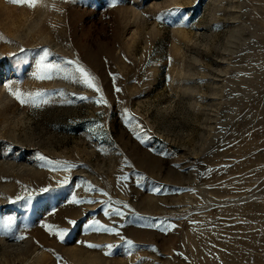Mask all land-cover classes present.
<instances>
[{
    "label": "rangeland",
    "instance_id": "1",
    "mask_svg": "<svg viewBox=\"0 0 264 264\" xmlns=\"http://www.w3.org/2000/svg\"><path fill=\"white\" fill-rule=\"evenodd\" d=\"M112 3L0 0V264H264V0Z\"/></svg>",
    "mask_w": 264,
    "mask_h": 264
},
{
    "label": "snow or ice",
    "instance_id": "2",
    "mask_svg": "<svg viewBox=\"0 0 264 264\" xmlns=\"http://www.w3.org/2000/svg\"><path fill=\"white\" fill-rule=\"evenodd\" d=\"M9 3L15 4L17 6H21V7H28L30 9H34L35 7H37L40 3V0H8ZM117 2L118 0H113V3L111 4L112 7L117 6ZM169 15L175 16L176 15V11H172L169 13ZM161 19H163V17H160ZM0 40H3L6 43H11V41H8L2 33H0ZM22 52H26L27 50L21 48ZM50 56V51L48 49H42L40 51V58H39V62H38V68L39 71L38 73L34 74L36 79H40V80H44V79H52V74L53 72H59V73H64V78L68 79L74 83H83L86 87L92 88L95 91L99 92L100 89L95 85L94 83V77L81 65L79 64L77 61H71V60H67L64 61L65 64L67 65H72L73 67L71 69H67L62 67L61 65L58 64H52V63H48V58ZM4 87H6L8 89L9 94L15 98L20 105L23 106H34V107H38L42 104H46L48 103V100L45 99V97L48 95L47 93L43 92V91H36V92H28L25 93L19 89L13 90V86H12V82H8L5 83L3 85ZM117 91H119V89H117ZM63 93H61L62 95ZM81 99H86L85 97H81ZM98 104L99 103H107V101L103 100V97L101 96V99L96 101ZM41 159H44L43 157H41ZM49 163H52L51 161H49ZM61 167H63V169L65 171H70L71 170V165H68L67 162H65L63 165H61ZM66 182V181H65ZM43 192H48L49 189L48 188H44L42 189ZM27 199H31V196H29ZM25 200V197H17L16 200H12L10 201L11 203H17L19 201ZM73 203L79 204L82 201L80 200H76L75 197L73 198ZM116 214L120 215L119 211L116 210ZM105 215H108L107 210L105 211ZM15 223L14 219L12 217H9L7 219V221L4 224V235L7 236L10 231H11V226ZM70 224H74V221H69ZM45 227L49 228V230L51 231V226L45 225ZM88 227L90 229L96 230V231H104V232H108V233H114L115 230L114 229H109L104 227L103 225H100L98 221H93L91 223H89ZM55 235H57L59 237V239L61 241L64 240V237L67 235V230L64 229H58L55 231V233H53ZM117 235H119V233H115ZM26 237L23 235L20 236H16L15 239L16 240H23ZM129 246L132 245L131 241H127L126 242ZM88 247L90 248H94L97 247L96 245H88ZM108 253L106 254H111V250H112V245H108Z\"/></svg>",
    "mask_w": 264,
    "mask_h": 264
}]
</instances>
